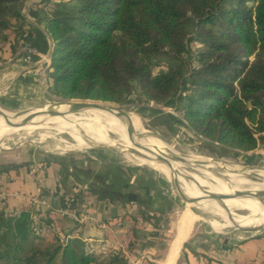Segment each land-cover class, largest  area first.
Listing matches in <instances>:
<instances>
[{
	"label": "trees",
	"instance_id": "obj_1",
	"mask_svg": "<svg viewBox=\"0 0 264 264\" xmlns=\"http://www.w3.org/2000/svg\"><path fill=\"white\" fill-rule=\"evenodd\" d=\"M23 1L0 0V38ZM41 3L50 5L52 94L122 103L138 90L165 103L186 92L183 115L197 134L240 151L264 144V0ZM44 227L54 229L53 220L37 208L0 207V264H102L81 239L52 230L48 240ZM106 264L129 261L120 251Z\"/></svg>",
	"mask_w": 264,
	"mask_h": 264
},
{
	"label": "rangeland",
	"instance_id": "obj_2",
	"mask_svg": "<svg viewBox=\"0 0 264 264\" xmlns=\"http://www.w3.org/2000/svg\"><path fill=\"white\" fill-rule=\"evenodd\" d=\"M189 48L194 56L199 49V45L193 39H190ZM154 70L155 72H160L164 68L156 67ZM185 99L186 92H178L170 101L157 103L146 99L136 90L131 97L122 103H102L131 111L132 122L137 130L141 129L145 132V136L154 138V141H156V144L160 148L166 147L167 150H163L166 156L175 152L176 154L182 153L194 156L193 161H180L182 168L173 165L175 169L177 168V173L182 174L183 177L187 175L185 178L191 179V176H188L185 171L195 174L199 173L203 168L205 171L207 169V171H218L224 168L239 169L240 174L246 175L243 181L256 186H250L244 182L212 184L210 181L199 178L200 180L197 181V184H190L186 188L179 178H177L184 187L183 189L181 186L183 192L190 198L199 200L197 203L192 204L179 194L174 179L176 177L173 176V173V175L165 173L158 166L148 164L136 156L107 145L112 142L105 140L101 136L92 137L83 131H67L56 127H42L34 130L25 129L1 137L0 157L14 155L20 158L18 160H21L35 153L63 160L73 168L76 178L83 181V185H86L87 191L97 189L100 192H114L109 181L112 169L106 165L107 161L112 162L113 165H118L120 169L127 170L131 175L136 174L140 176V174L145 173L149 177H156V183L160 185V189L164 192V195L171 197L173 202L171 210L161 220H156L155 218L148 220V222H151V225L148 224L147 226L152 231H154V227L158 229L155 231L156 235H153L155 237L152 240V254L149 253L152 258L158 261L163 260L168 254L177 232V223L179 222V218L181 220L182 214L183 216L187 214L193 218H191L192 223L190 226L192 231L186 237L180 254L185 251V246H189L190 244L197 246L208 235H226L235 232L240 233L243 237L253 234L264 235V201L258 198V194L264 192V174L253 173L256 169L264 168V144L252 151H240L210 142L208 139L197 134L187 124L183 115ZM64 101L76 102L80 100L58 97L52 94L48 87L43 86L39 87L36 91L23 92L21 94L20 92L16 93L10 90L0 91V108L15 112L16 114L14 113V115L28 114L45 105ZM30 108L34 109L30 110ZM130 127L133 128V126L128 125L127 132ZM95 130L104 135L109 134L113 139L119 140L122 137L130 140L127 132H119L117 134L113 130L106 129L104 126L97 127ZM196 158L204 161L203 165L216 164L217 168H212L211 166L203 167L202 164L196 162ZM244 170H248L249 172L247 173ZM234 188L248 190V192L252 193L253 197H233L224 199L223 201L210 198L203 199L206 196H221L232 193L235 191L233 190ZM262 198L264 199V196ZM147 210H149L148 215L154 217L152 210L150 208H147ZM147 210L145 211L146 213ZM223 214L228 215L224 216ZM235 217L240 220H237ZM156 223L160 224L156 227L154 226ZM43 232L46 238H49L48 240L52 239L51 228L44 227ZM47 242L45 239L41 244L45 246ZM121 252L128 258L129 264H156L154 261L146 262L145 259L138 261L136 257H138L139 253L133 254L132 258L135 259H131V256L129 257L125 252ZM98 258L102 264H106L111 256L106 257L108 258L107 261L106 258L101 259L100 256Z\"/></svg>",
	"mask_w": 264,
	"mask_h": 264
},
{
	"label": "crops",
	"instance_id": "obj_3",
	"mask_svg": "<svg viewBox=\"0 0 264 264\" xmlns=\"http://www.w3.org/2000/svg\"><path fill=\"white\" fill-rule=\"evenodd\" d=\"M41 1L24 0L20 6L21 17L12 19L10 28L2 33L0 91L21 94L49 85L48 80L41 81L39 70L43 63L39 56L32 63H24L16 56L18 47L24 43L51 55L53 40L46 30V12L50 5ZM18 159L14 155L0 157V207L10 212L30 207L41 210L53 220L52 230L64 237L81 239L86 249L101 259L123 251L131 259H135L133 254L139 253L138 261L145 259L156 264H264V235L256 234L246 237L236 232L208 235L197 246H185L180 254L192 231L189 229L186 236L182 235L179 227L183 214L168 254L158 261L149 255L158 229L154 227L152 231L147 226L151 222L143 212L150 208L154 213L151 219L161 220L171 210L173 202L164 195L156 177L145 173L131 175L107 161L106 165L112 169L109 181L115 193L87 191L73 168L63 160L35 153ZM98 193L106 197L100 199ZM180 241H184L183 246Z\"/></svg>",
	"mask_w": 264,
	"mask_h": 264
},
{
	"label": "bare ground",
	"instance_id": "obj_4",
	"mask_svg": "<svg viewBox=\"0 0 264 264\" xmlns=\"http://www.w3.org/2000/svg\"><path fill=\"white\" fill-rule=\"evenodd\" d=\"M73 103H80V104H77L73 108V111H71L70 109ZM87 103L88 105L86 106L82 104L81 101L54 102L51 105H45L28 114L14 115L12 113H9L8 119H5L3 117L1 113L3 112V109L0 108V138L7 134L16 132V131L25 130V129L34 130V129H38L42 127H56V128L67 130V131L68 130H79V131H83L87 133L88 135L92 137L101 136L105 140L112 142V143H108L107 145H110L111 147L115 149L125 151V153L127 154L136 156L138 159L148 164L158 166L165 173L172 174V171L170 170V167L168 166L167 163L158 162L154 159L155 152H160L166 156L165 152L163 151V150L165 151L167 150L166 147L162 145L163 147L160 148L156 144V141H154V138H149L145 136L144 139H138L137 134H136L137 128L134 125V123L133 122L130 123V121L127 120L126 118L120 117L119 116L120 111L117 108L115 109H111L107 107L100 108L94 105L96 104V102L88 101ZM100 104H103V103H100ZM35 112H41L42 114L40 113L36 114ZM128 125L133 126V128L130 127L129 131L127 132ZM100 126H104L106 129L113 130L117 134L119 132H125V133L127 132L128 135L130 136L129 137L130 140H128V138H122V137H120V139L117 140V139L111 138L109 134L104 135L98 130L97 131L95 130L97 127H100ZM142 143L148 144V146H152V149L148 151L142 150L141 149ZM143 154H146L147 157H145V155ZM172 165H175V167L182 168V163L179 160L178 161L172 160ZM202 166L203 167L211 166L212 168H217L216 164H211V165L202 164ZM207 170L205 171L203 168V170L195 174H190L188 171H185V173L188 174V176L189 175L191 176V179L193 178L192 180L185 178V176L187 175H184L183 177L182 174L180 175L179 173H177L178 170L175 172L176 175L174 173H173L174 175L173 174L172 175L176 177L174 178L176 185L178 182L177 178H179L180 182H182L184 184L183 186H186V188H188L190 184H197V181L200 179L210 181L212 184H219L221 182H244L245 184H248L250 186H256L253 184H249L246 181H243L244 180L243 178L246 175L243 176L242 174H240L239 169L224 168L218 171L216 170L207 171ZM244 171L247 173L249 172L248 170L247 171L244 170ZM253 173L254 174H264V168L256 169L255 171H253ZM237 189L239 188H234L233 190H237ZM223 215L226 216L228 214H223ZM191 218L193 217H190L187 214L183 216L182 225L181 227H179V229L180 228L182 229V235L184 234V236H186L187 231H189L190 229V224L192 221ZM236 219L240 220L239 218H236ZM180 243H182V241H180Z\"/></svg>",
	"mask_w": 264,
	"mask_h": 264
},
{
	"label": "water",
	"instance_id": "obj_5",
	"mask_svg": "<svg viewBox=\"0 0 264 264\" xmlns=\"http://www.w3.org/2000/svg\"><path fill=\"white\" fill-rule=\"evenodd\" d=\"M72 99H75V98H72ZM81 102H82V104H84V105H88V101H93V102H96V104H94V105H96L97 107H100V108H111V109H115V108H117L120 112H119V116L120 117H122V118H127L130 122H132V118H131V111H129V110H127V109H122V108H118V107H115V106H112V105H109V104H105V103H103V104H100V103H102V102H109V101H100V100H92V99H79ZM77 104H80V103H73V105H72V107H71V111H73V108L77 105ZM32 109H34V108H30V110H32ZM2 113V115H3V117L5 118V119H8L9 118V113H15V112H13V111H8V110H4L3 109V112H1ZM17 113H19V112H17ZM36 114H42L41 112H35ZM16 114V113H15ZM136 130V129H135ZM136 134H137V137H138V139H144L145 138V132L143 131V130H136ZM141 149L142 150H144V151H148V150H150V149H152V146H148V144H145V143H142L141 144ZM143 155H145V157H147V155L146 154H143ZM154 159L156 160V161H158V162H165V163H167L168 164V166L170 167V170L172 171V173H174L175 174V172H176V170H175V168L173 167V165H172V160L173 161H184V160H190V161H193L192 159H194V156H192V155H186V154H182V153H177L176 154V152L174 153V154H171V155H167V156H165V155H163L162 153H160V152H155V154H154ZM197 160H196V162L197 163H200V164H203V163H205L204 161H201V160H199L198 158H196ZM177 190H178V192H179V194L186 200V201H188V202H190V203H192V204H195V203H197L199 200H196V199H192V198H189L184 192H183V190H182V187H181V183L178 181L177 182ZM252 193H250V192H248V190H241V189H237V190H235L234 192H232V193H229V194H225V195H221V196H214V195H212V196H206V198H203V199H208V198H210V199H214V200H217V201H223L224 199H227V198H233V197H246V196H252L253 197V195H251ZM262 196H264V192H260L259 194H258V198L260 199V200H262V201H264V199L262 198ZM182 246H183V244H182Z\"/></svg>",
	"mask_w": 264,
	"mask_h": 264
},
{
	"label": "built area",
	"instance_id": "obj_6",
	"mask_svg": "<svg viewBox=\"0 0 264 264\" xmlns=\"http://www.w3.org/2000/svg\"><path fill=\"white\" fill-rule=\"evenodd\" d=\"M16 56L20 58L24 63H32L35 58L39 56L40 61L43 63L39 74L41 81L46 83L48 80V69L51 63L50 56L47 54H42L36 47L31 44H21L16 52Z\"/></svg>",
	"mask_w": 264,
	"mask_h": 264
}]
</instances>
